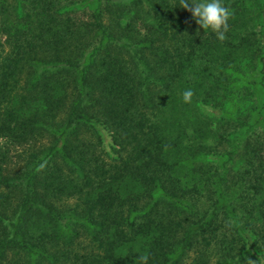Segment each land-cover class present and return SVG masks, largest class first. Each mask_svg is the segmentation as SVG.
Masks as SVG:
<instances>
[{
  "label": "trees",
  "instance_id": "1",
  "mask_svg": "<svg viewBox=\"0 0 264 264\" xmlns=\"http://www.w3.org/2000/svg\"><path fill=\"white\" fill-rule=\"evenodd\" d=\"M221 2L0 0V264L264 259V0Z\"/></svg>",
  "mask_w": 264,
  "mask_h": 264
},
{
  "label": "clouds",
  "instance_id": "2",
  "mask_svg": "<svg viewBox=\"0 0 264 264\" xmlns=\"http://www.w3.org/2000/svg\"><path fill=\"white\" fill-rule=\"evenodd\" d=\"M179 5L191 13L195 22L207 32L211 29L217 36V39L223 42L227 37L228 21L233 15L228 7H225L221 0H179ZM194 95L191 89L185 90L183 100L190 103ZM44 164L40 168H44ZM148 255L144 254L139 257L140 264H147ZM246 264H264V259L259 256L258 260L251 257L246 258Z\"/></svg>",
  "mask_w": 264,
  "mask_h": 264
},
{
  "label": "rangeland",
  "instance_id": "3",
  "mask_svg": "<svg viewBox=\"0 0 264 264\" xmlns=\"http://www.w3.org/2000/svg\"><path fill=\"white\" fill-rule=\"evenodd\" d=\"M101 131H102V136H101L102 141L99 142V149L100 150L104 149L107 151L109 149V146H110V135H109L108 131H106V130H101ZM96 143H97V140H96ZM15 151H19V148L18 147H10L9 154L12 155V158H10L9 164L7 162V166H9V167H14L17 164V162L15 161L16 160L15 154L13 155V153Z\"/></svg>",
  "mask_w": 264,
  "mask_h": 264
}]
</instances>
